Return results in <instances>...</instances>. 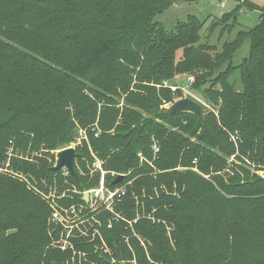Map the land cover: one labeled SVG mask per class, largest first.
<instances>
[{"label":"trees","instance_id":"obj_1","mask_svg":"<svg viewBox=\"0 0 264 264\" xmlns=\"http://www.w3.org/2000/svg\"><path fill=\"white\" fill-rule=\"evenodd\" d=\"M178 1L0 0V166L12 157L29 180L0 172V264H109L86 236L76 254L59 249L61 227L39 191L61 183L62 170L20 156L68 147L79 128L88 140L75 147L78 179L69 175L65 202L85 204L79 191L98 183L87 167L92 148L106 170L125 174L120 183L108 175L109 184L131 182L115 211L133 219L138 206L156 219L140 218L133 230L112 214L108 228L111 212L94 210L93 230L124 256L264 264V6L244 0L262 9L259 23L218 51L199 44L204 22L194 14L170 31L155 20ZM237 11L222 16L231 32ZM246 38L249 54L235 65ZM179 74L193 75L194 88L209 83L202 119L166 112L183 92L163 82Z\"/></svg>","mask_w":264,"mask_h":264},{"label":"rangeland","instance_id":"obj_2","mask_svg":"<svg viewBox=\"0 0 264 264\" xmlns=\"http://www.w3.org/2000/svg\"><path fill=\"white\" fill-rule=\"evenodd\" d=\"M251 1L254 2L256 5L264 6V0H251ZM236 9H238V11H237V15L234 18H237L238 24L235 28H233L234 30L231 32L227 30L228 27L224 24L225 22L222 21V16L225 13L233 12ZM262 12L263 11L261 8L251 9L248 6V4L244 2V0H196V1L180 0L174 3L168 9H166L163 13L157 14L155 20L162 23L165 26V28L168 31H170V30L175 29V26L177 25L178 22L185 21L188 15L194 14L198 16L204 22L203 29L201 30V40L199 44L208 43L212 46H215V49L219 51L222 49L223 43L227 40L233 39L238 33V31H240L241 29H249V28L256 26L260 21ZM229 22H232V18L229 20ZM250 41H251L250 38H246L244 42L242 43L241 47L235 52L232 58V61L235 65L241 63L243 59L248 56L249 50H250ZM177 53H178L177 56L179 58L182 54V50L180 49ZM193 81H194L193 75L179 74V75H176L174 78L166 80L164 82H168L171 85H175L177 86V88L179 87L183 92V97L181 98H184V97L191 98L199 104H205V106L208 105L207 107L210 109L211 105L207 102V98L205 94V89L209 87V83L202 85L200 88H194L191 85ZM164 82H163V85L167 86L164 84ZM184 83H188V84L186 86H183ZM238 86L241 87V83L238 84ZM178 99L180 98L177 97L176 100ZM171 104L172 103H166L164 104V107L167 108ZM83 130H86V129L83 128ZM78 131L79 132L77 135V139L78 140L84 139V141L85 140L87 141L88 140L87 132L84 134V132L81 131V128H79ZM84 135H86V138L84 137ZM233 138L235 139L236 136H233ZM27 153L28 154L30 153V156H22V154H24L23 151L22 153H20V156L30 161H32L33 159L37 161V157H46L50 163L54 162V165H56V152H53L52 150L49 151V149L43 148L41 150L39 149V151L38 150L36 151L34 149L31 152L27 151ZM10 158H11V161L9 158H7L4 165L0 166V172L10 174L28 183L29 180L24 175H22L19 172V170L13 167L12 157ZM86 160H88V158H86ZM93 160H94V157H93ZM93 160L87 161V165L91 164ZM62 173H63L62 174L63 181L61 183H59L58 179L55 178L54 186L50 191H44V192H41L39 190L38 191H39V194L42 196V198L45 200V202H47V204L50 205L51 209H52V204H55V202L57 205L59 203L61 206H64L67 208H69V206L73 204L77 206L78 214L75 215L74 218H72V221H73L72 223L74 224L75 227L70 225V236H69V242L66 245L67 247L66 249H62L63 247L62 248L59 247V249L62 251H72L73 253L76 254L78 252L75 251L74 242L83 238L79 236H82V234L84 233L83 231H85V228L91 229L90 230L91 233L93 231L92 230L93 228L91 227V222H90L91 220L86 223H83L82 227L79 224V221L89 219V210L92 204L91 205L89 204L90 205L89 207V206L83 205L82 203H79L78 201L72 202V203L65 202L67 196L65 197L61 196L62 193L60 192L62 190H68L74 186L72 184V180L70 176L68 174H65L63 170H62ZM257 173L264 176V171L262 170L257 171ZM96 185L97 183L92 186L85 185L84 190L85 189L89 190L95 187ZM53 194H55L56 197ZM59 196L61 197L57 199ZM90 199L91 198L89 197V202H90ZM136 200L138 203V199ZM105 213H108V212H105ZM112 214L114 215V217H116V215L121 216L122 220H124L133 230H134L133 228L134 223H136L140 218L148 217V218H151L153 221L156 220L153 216L151 217L146 216L147 214L146 212L141 213L138 206L136 208L135 218L133 219L128 218L123 214L121 215L120 212L114 211L113 213H111V216L107 220L108 222L107 224L112 223L113 225ZM68 233L69 231L63 229L62 233L59 235L60 239L62 237H66ZM136 234L138 233L134 231V235ZM85 240H91L94 243V248H95L94 250L101 257L107 258L109 261V264H137L136 259L134 258L130 259L124 256L121 250L120 251L122 254V259L118 260L117 255H116V248L109 244L104 234H95L93 237H88ZM140 240H141L142 245L146 248L145 240L144 239H140ZM126 241H128V238L126 239Z\"/></svg>","mask_w":264,"mask_h":264},{"label":"built area","instance_id":"obj_3","mask_svg":"<svg viewBox=\"0 0 264 264\" xmlns=\"http://www.w3.org/2000/svg\"><path fill=\"white\" fill-rule=\"evenodd\" d=\"M164 84L171 87L173 90H176V88H177V86L171 85L168 82H164ZM81 131L84 132V134L86 133V130H83L82 128H81ZM99 133L100 132L98 131L96 133V136H98ZM84 137L86 138V135H84ZM83 140L77 139L76 142L72 143V145L65 147V148H69V147L75 148L77 145L81 144L83 142ZM153 147H154L155 152H158L160 149L157 144H155ZM65 148H62V149L55 151L56 152V160H57V153L60 150H63ZM90 149H91V154L94 157V160L91 164H88L87 167L90 171V176L91 177L99 176V181L95 187H93L89 190L85 189L83 191H79L81 193L82 200L84 202H86L85 204H83L82 202H79V203H82L83 205H86L89 207L92 204V206L90 207V210H89V219L88 220H81V221H79V224L82 227L83 223H86V222L91 220L90 221L91 227L94 228L95 224L98 223V218H97L96 214L94 213V210H96L97 208L100 207V208H102V212L103 211H109V212L113 213L115 211V205H116L117 201L121 197L126 195L128 185L131 184V182H127V183H124L121 185L120 184H117V185L116 184H112V185L109 184L108 175H110V176L114 177V179H116L119 175H123V178H124L125 174L119 173L116 175L115 172L110 173L108 170L105 169L104 161L97 156L96 152L92 148H90ZM77 159L75 160V163H76ZM74 167H75V164H74ZM61 170H63L65 174L70 175V173L68 172L67 169L63 168ZM71 190H72V188H70L68 190H62L60 192V193H62L61 196H64V197L67 196L69 194L68 192H70ZM74 191H76V189H74ZM86 193L89 194L87 201L84 200V195ZM53 195L56 197L55 194H53ZM61 196H59L57 199H59ZM89 197L91 198L90 202H89ZM87 202H88V204H87ZM77 214H78V211H77V206L75 204L69 206V208L61 206L59 203L57 205L56 202H55V204H52V214H51L52 222L55 223L56 225H58V227L59 226L61 227L60 234L62 233L63 229L69 231V233L66 235V237H62L61 239H60V236L58 237L57 246H59L60 248L63 247L62 249H66V247H67L66 245L69 242V236H70V225L74 226V224L72 223L73 222L72 218H74L75 215H77ZM114 218H116V220H118L119 218H121V216L116 215V217H114ZM69 220H70V222H69ZM107 225L109 228L112 227V223H109ZM90 230H88V228H85V231H83L84 233L82 234V236H79V237L86 236L88 238L89 235H90V237H93L95 234H101V233H99V231L97 229H95V230L92 229L93 230L92 233Z\"/></svg>","mask_w":264,"mask_h":264},{"label":"water","instance_id":"obj_4","mask_svg":"<svg viewBox=\"0 0 264 264\" xmlns=\"http://www.w3.org/2000/svg\"><path fill=\"white\" fill-rule=\"evenodd\" d=\"M187 1H196V0H187ZM188 83H184L183 86H186ZM192 112L196 114L200 119L203 118V108L201 104L197 103L191 98H180L176 101H174L169 107H167L166 112L167 113H175V112ZM80 154L76 151L74 147L65 148L63 150H60L57 153V160L56 165L54 166L55 170L60 169H67L68 172L75 178L78 179V174L76 173L74 164L75 160L79 158ZM123 180V175H119L115 180L114 183H119ZM89 194L86 193L84 195V200H88ZM52 234L54 231L51 232ZM116 255L117 259H122V254L119 248H116ZM57 264V263H53Z\"/></svg>","mask_w":264,"mask_h":264}]
</instances>
